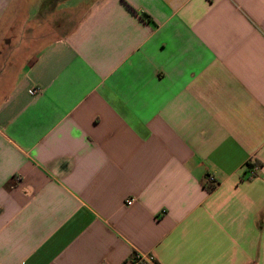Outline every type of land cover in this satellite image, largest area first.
I'll use <instances>...</instances> for the list:
<instances>
[{
    "label": "crops",
    "instance_id": "crops-1",
    "mask_svg": "<svg viewBox=\"0 0 264 264\" xmlns=\"http://www.w3.org/2000/svg\"><path fill=\"white\" fill-rule=\"evenodd\" d=\"M138 254L264 264V0H0V264Z\"/></svg>",
    "mask_w": 264,
    "mask_h": 264
},
{
    "label": "built area",
    "instance_id": "built-area-1",
    "mask_svg": "<svg viewBox=\"0 0 264 264\" xmlns=\"http://www.w3.org/2000/svg\"><path fill=\"white\" fill-rule=\"evenodd\" d=\"M34 92H37V90H34ZM257 170L258 168L255 166H249L248 167V176L249 179H253L257 176ZM205 185L207 186L208 189H212L213 185H215V179L213 177H207L205 179ZM128 205L133 204V200L130 199L127 201ZM154 261V258L152 256H145V255H136L134 264H151Z\"/></svg>",
    "mask_w": 264,
    "mask_h": 264
},
{
    "label": "trees",
    "instance_id": "trees-1",
    "mask_svg": "<svg viewBox=\"0 0 264 264\" xmlns=\"http://www.w3.org/2000/svg\"><path fill=\"white\" fill-rule=\"evenodd\" d=\"M143 17L145 18V19H147V21H150V18H149V16L148 15H146V14H143ZM210 190V189H209Z\"/></svg>",
    "mask_w": 264,
    "mask_h": 264
}]
</instances>
